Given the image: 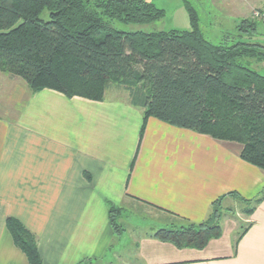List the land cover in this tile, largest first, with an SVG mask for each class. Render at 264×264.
<instances>
[{
  "label": "crops",
  "instance_id": "1",
  "mask_svg": "<svg viewBox=\"0 0 264 264\" xmlns=\"http://www.w3.org/2000/svg\"><path fill=\"white\" fill-rule=\"evenodd\" d=\"M233 1L242 11L231 16L234 23L249 19L257 0ZM112 89L122 95L68 98L48 89L34 93L0 73V264H29L8 218L35 235L43 264H93L118 237L109 205L199 225L218 199L237 200L230 193L258 201L238 237L227 216L219 222L222 236L203 249H179L142 232L136 261L264 264V171L242 160L237 144L145 121L129 91Z\"/></svg>",
  "mask_w": 264,
  "mask_h": 264
},
{
  "label": "trees",
  "instance_id": "2",
  "mask_svg": "<svg viewBox=\"0 0 264 264\" xmlns=\"http://www.w3.org/2000/svg\"><path fill=\"white\" fill-rule=\"evenodd\" d=\"M191 29L123 32L113 27L145 26L165 11L146 0H0V73L20 78L36 93L53 90L68 98L105 100L116 87L131 102L173 127L241 147L240 158L264 171V75L244 60L264 61V45H214L195 9L184 0ZM49 11V20L41 15ZM257 20L243 19L238 31L255 35ZM229 196L253 206L258 202ZM207 221H184L153 235L179 249H203L222 236L221 206ZM253 207L248 210L249 216ZM122 209L109 205V219L120 237ZM15 245L29 264H43L37 240L21 222L6 221Z\"/></svg>",
  "mask_w": 264,
  "mask_h": 264
},
{
  "label": "rangeland",
  "instance_id": "3",
  "mask_svg": "<svg viewBox=\"0 0 264 264\" xmlns=\"http://www.w3.org/2000/svg\"><path fill=\"white\" fill-rule=\"evenodd\" d=\"M146 1L155 4L158 8L165 11V16L162 20L145 26L125 25L118 21H114L112 24L113 27L116 30L129 33L135 31L149 33L171 30L185 31L191 29L190 17L184 0ZM187 1L195 9L198 15L200 27L204 36L214 45L231 46L238 42L258 43L264 45V20H261L260 16H254L256 12H264V6H262L264 0L251 1L250 3V5H254V9L252 10L249 19L259 21L258 32L252 36L238 31L237 25L242 19H239L237 23H234V19L231 18L233 14H242V11L238 10L236 2L233 0L230 1V4L232 5H228L226 0ZM250 5L247 7H250ZM41 19L44 21L49 20V11L47 9L42 13ZM242 63L245 67L258 71L264 75V61L244 60ZM112 88L113 87H110L106 91L105 98H114L122 95V92L113 90ZM252 207L253 204L247 205L239 200H232L225 205L222 203L220 219L222 220L223 217L227 216V218L235 221L238 230L236 236L238 237L248 225L247 219L250 217L248 210ZM122 214L123 219L121 218V220H119V224L124 229L122 235L117 237L116 243L113 244L114 246L106 256L93 264H139L136 261L137 257L135 254L137 237L140 236L142 232L154 235L161 230H170L173 225H176V223H167L165 218H162L164 220H161L159 216L153 217L151 216L152 214L141 215L138 212H130V210L127 209L122 211L121 215ZM221 223H223V221Z\"/></svg>",
  "mask_w": 264,
  "mask_h": 264
},
{
  "label": "built area",
  "instance_id": "4",
  "mask_svg": "<svg viewBox=\"0 0 264 264\" xmlns=\"http://www.w3.org/2000/svg\"><path fill=\"white\" fill-rule=\"evenodd\" d=\"M262 14V15H261ZM255 17H259L260 16V19L262 20H264V12L263 13H259V12H256L255 13V15H254Z\"/></svg>",
  "mask_w": 264,
  "mask_h": 264
}]
</instances>
